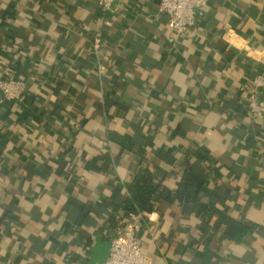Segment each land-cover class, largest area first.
Wrapping results in <instances>:
<instances>
[{"label": "crops", "instance_id": "crops-1", "mask_svg": "<svg viewBox=\"0 0 264 264\" xmlns=\"http://www.w3.org/2000/svg\"><path fill=\"white\" fill-rule=\"evenodd\" d=\"M159 2L0 0V72L31 86L0 179V264L104 263L141 167L163 193L139 231L153 264H264V121L244 101L264 74V0H213L183 37ZM187 166L208 182L197 200L177 194ZM211 202L243 241L202 222Z\"/></svg>", "mask_w": 264, "mask_h": 264}, {"label": "trees", "instance_id": "trees-1", "mask_svg": "<svg viewBox=\"0 0 264 264\" xmlns=\"http://www.w3.org/2000/svg\"><path fill=\"white\" fill-rule=\"evenodd\" d=\"M9 73V75L17 80H23L27 84V91L24 97L29 93L31 90L30 82L27 81L24 77L20 76L19 73L15 70V74L13 73V68L7 67L4 68ZM3 71V69L1 70ZM4 72H0V75ZM246 95V94H245ZM23 97V98H24ZM260 100L264 102V91L260 93ZM16 102H7L1 101L0 98V179L6 176L5 171V163L11 162L14 158L19 155V148H13L9 145V143H15L13 140L15 138L14 131L21 133L25 132L26 127L22 125V120L17 118V115L20 113L17 109H15L14 105ZM247 110V115L250 121L253 124H262L264 121V117L253 119L249 111L245 105ZM16 113V114H15ZM16 116V117H15ZM91 118H87L82 122H79L80 125H86L87 122ZM260 127V126H259ZM29 129V128H28ZM263 131V129H262ZM28 136V137H27ZM22 141L19 139L20 148L25 150L29 153H34L32 149H26V145L28 143V138L30 137L27 135ZM108 141L116 144L118 147L126 149L129 144V139L124 136H121L115 132H110L108 134ZM264 151V148H262ZM208 182L204 180V177L198 175L197 172L193 170L192 167L187 166L185 168L181 180L178 184L177 194L189 200H197L199 199V195L202 191H205L207 188ZM126 190L129 194V198L126 199L125 202L122 203L120 208L121 216H129V215H136L138 213H150L155 210L154 201L160 195H162V191L160 189V185L153 183L152 173L147 168H139L136 173L133 175L130 181H128L125 185ZM262 187L260 190H263ZM223 209L218 208L212 202L206 207L204 213L201 216L203 223H210L212 216L218 217V227H224L225 235L234 242H241L243 241L244 237L248 235L249 228L244 225L243 223L239 222L236 219H233L230 215L229 208L225 205H222ZM4 215V214H3ZM1 214V217L3 216ZM8 215H4L7 219ZM121 217H118L120 221ZM139 236L141 238L140 232ZM176 264H189L186 262H178Z\"/></svg>", "mask_w": 264, "mask_h": 264}, {"label": "built area", "instance_id": "built-area-1", "mask_svg": "<svg viewBox=\"0 0 264 264\" xmlns=\"http://www.w3.org/2000/svg\"><path fill=\"white\" fill-rule=\"evenodd\" d=\"M126 0H94L103 13L112 9L116 2ZM213 0H160L159 12L168 19L172 32L177 37L185 36L195 29L204 14L205 8ZM27 91V84L23 80L12 78L9 73L0 75L1 101L21 102ZM264 91V74H256L251 79L244 101L253 119L264 117V102L260 100V93ZM144 213L129 215L122 218L121 230L109 241V256L104 263L98 264H153L148 255L142 250L139 236L140 224Z\"/></svg>", "mask_w": 264, "mask_h": 264}, {"label": "water", "instance_id": "water-1", "mask_svg": "<svg viewBox=\"0 0 264 264\" xmlns=\"http://www.w3.org/2000/svg\"><path fill=\"white\" fill-rule=\"evenodd\" d=\"M156 2H158V0H156Z\"/></svg>", "mask_w": 264, "mask_h": 264}]
</instances>
